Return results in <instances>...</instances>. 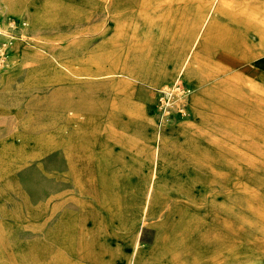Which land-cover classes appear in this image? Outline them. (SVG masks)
<instances>
[{"label":"rangeland","instance_id":"374dc122","mask_svg":"<svg viewBox=\"0 0 264 264\" xmlns=\"http://www.w3.org/2000/svg\"><path fill=\"white\" fill-rule=\"evenodd\" d=\"M19 1L0 0V264H264V68L251 65L255 58L264 63V0H24L22 8ZM219 5L230 18L212 15ZM182 9L203 20L194 19L193 32L183 28L179 37ZM227 18L230 24L219 21ZM142 21L176 25L173 45L181 49L174 67L157 71L171 82H139L131 96L152 106L155 125L187 122L198 163L160 166L161 133L159 146L144 150L153 166L115 140L135 136L136 150L148 143L142 135L104 131L98 119L77 121L53 105L59 91L91 86L98 95L99 82L61 70L53 80L54 64L34 50H18L17 62L9 64L22 35L71 50L67 56L76 66L152 59V50H89L113 38L126 45L131 26ZM117 25L124 33L117 35ZM193 56L197 67L204 61L210 81L198 68L189 75ZM29 68L43 80L29 82ZM231 69L248 71L251 82L241 76L237 85ZM179 79L192 92L186 108L175 104L172 118L165 119L159 91ZM198 95L202 107L190 115ZM105 149L121 157L98 159Z\"/></svg>","mask_w":264,"mask_h":264},{"label":"crops","instance_id":"0c3cea01","mask_svg":"<svg viewBox=\"0 0 264 264\" xmlns=\"http://www.w3.org/2000/svg\"><path fill=\"white\" fill-rule=\"evenodd\" d=\"M143 1L145 2V0ZM19 2L20 8H22L24 0H20ZM4 5L7 7L6 3H4ZM179 14L180 16L182 15L181 17L184 19L181 21L182 23L179 27V37H181V34L185 33L182 31L183 28H186L187 24L191 25L194 23V19H196V21L199 23H202L203 20L202 16L193 15L185 9H182ZM186 15H190L194 18L185 19ZM32 16L33 23L36 24L38 22V17H36V15ZM7 17L8 16L6 15L4 16L5 21L8 20ZM123 18L124 16L122 15H118L117 17V19ZM219 21L230 24V20L228 18L226 20ZM142 23L145 24H133V26H131L133 37L130 39H124V43L127 42V44L125 43L126 45H121L120 47V40L117 39L116 47V42L113 38L102 42V46L105 45L104 47L99 45L97 47H92L89 50H152V53L157 55V57L152 59L140 61L137 59L134 60L133 57L122 60L121 58H117L114 63L109 65H104L102 63L94 64L92 61H79V65L76 66L77 63L74 58L67 56L69 53H71V50H60L55 45L52 46L48 43L42 42L36 37L29 40L27 36L22 35L18 37L19 45L16 51L12 53L11 62L9 64L13 66L17 62L16 60H18L19 55L18 50H34L36 54L40 53V55H47L54 64L57 73L54 75L53 80L60 79V70H63V72H67L68 75H75L80 78L87 79L88 82H99L100 85L98 87V95L94 94V88L91 86H86L83 90L68 89L63 92L59 91L55 94L53 97V105L58 108L62 107L65 112H68V114L74 117V119L77 121H79L82 116L90 119H98L102 126L101 128H103L104 131H108L112 127H115L117 129L116 133L121 132L118 130L119 128H123L124 130L132 129L139 136L142 135V137H145L148 140V143H146L144 147L142 146L140 149L136 150L132 149L133 145L137 143V140L135 139H138L135 136H131L130 140H123L116 136L115 140L117 142L124 143L126 146H129L130 148L126 149V152H129L130 155L142 157L148 160L153 166V159L150 158L147 153L144 152V150L150 149L152 152L154 147L159 146V135L161 133L163 138L162 143L160 144V166L166 165L169 162L172 163L173 161L177 160L182 163L184 162L185 165L191 164L190 162L192 161L198 163V158L190 149L191 143L189 142V134L191 132L188 130L187 124H181L179 126H164L162 124L155 125L152 123V118L155 114L152 106L146 103V101L140 102V100H135L131 96L132 90H130V88L139 82L145 83L150 87H159L171 82L172 80L169 79V75H160L157 71L160 70V68L164 69V64L171 65V63H174L172 64L174 67L176 62L178 63L179 59L178 50L181 49L173 45L174 37L172 32L179 33L176 25L172 27L170 23L162 21L158 26L152 25V21H142ZM123 28L124 27L117 25V35L123 32ZM188 36L189 35L185 34L183 37L185 38V41L187 40ZM0 37L4 38V34ZM132 44H143L144 46L142 49H140V47L130 46ZM212 46L218 48L219 44L217 42H212ZM253 48L254 50H257L256 47ZM1 75L2 78L7 76L6 72H2ZM39 75L40 74L36 69L29 68L27 80L31 82L36 78L42 79ZM40 79L39 81L43 80ZM106 79L111 80L110 85L107 84ZM103 81L106 82V85L103 83ZM106 88H111V91L114 94L108 95L105 91ZM196 99L197 98L195 97L193 102H191L192 104L189 109L190 115H195L199 109L197 108L196 110L194 106V104H197ZM183 117V115L180 116L179 121L184 119ZM121 154L122 153H119L116 150L105 149L96 157L98 159L111 161L120 158ZM67 157L70 161H72L75 158V154H72V151L70 150V152L67 153ZM151 189L148 192V195H150Z\"/></svg>","mask_w":264,"mask_h":264},{"label":"built area","instance_id":"2783aa9c","mask_svg":"<svg viewBox=\"0 0 264 264\" xmlns=\"http://www.w3.org/2000/svg\"><path fill=\"white\" fill-rule=\"evenodd\" d=\"M7 42L3 44L6 46ZM2 49H4L2 47ZM192 88L182 80H178L171 85H168L159 91V109L162 116L165 119L172 118L171 109L176 104L179 106L180 111H183L186 108V99L191 94Z\"/></svg>","mask_w":264,"mask_h":264},{"label":"bare ground","instance_id":"6f19581e","mask_svg":"<svg viewBox=\"0 0 264 264\" xmlns=\"http://www.w3.org/2000/svg\"><path fill=\"white\" fill-rule=\"evenodd\" d=\"M7 1H9V2H11V4L12 3H14L13 2V0H7ZM15 4V3H14ZM13 5V4H12ZM253 12H255L256 10H252ZM215 12H219V13H221V14H226L227 16H228V18H230L229 16L231 15L230 13H229V11H227V10H225L224 8H222V7H220V5H219V7L218 8H216L214 11H213V14L212 15H215ZM246 13H249L248 11H245L244 12V14H246ZM182 16V15H181ZM215 19H216V16H211L210 17V20H209V23L211 22V23H214V21H215ZM192 26L191 25H187L186 26V28H185V30H186V32H188V31H190V32H193V28H191ZM197 31H195V33H196ZM59 52V51H58ZM56 53V52H55ZM54 54V53H53ZM223 57V56H222ZM224 59H226V61H228L229 63H233V59H231V58H225V57H223ZM249 58H240V61L241 60H244V61H251L250 59L248 60ZM54 60V59H53ZM179 60V59H178ZM55 63V62H54ZM195 63H197V58H195V56H193L192 57V60H190V67L188 68L190 71H189V75L190 74H193L194 72V70L195 69H200V71H201V76L202 77H204L206 80H211V79H207V78H209V76L211 77L212 75H208L209 73L207 72V71H205V69H204V61H203V63H202V67L200 66V67H197L196 65H195ZM252 66L254 65V66H256V67H262V68H264V63L263 62H261L260 60H256V58H255V60H253V63L251 64ZM247 69H249V68H247ZM246 69V70H247ZM63 71V70H62ZM232 72L233 71V69H231V70H229V72ZM204 72H206V74L204 73ZM231 72H230V76H231V78H232V81L234 82V83H236L237 85H239V81H238V79H240L239 77H241L242 79L243 78H247V80L248 81H250V79H249V77H248V75H247V73H248V71H245L246 73L245 74H239V73H237V74H231ZM67 73V72H66ZM165 74H167V73H162V74H160V75H165ZM206 75H208V76H206ZM260 78V77H259ZM251 82V81H250ZM252 86H254L255 84L254 83H252L251 84ZM204 91H206V90H204ZM58 93V92H57ZM201 95H206V94H204L203 93V91H202V93H201ZM201 95H198V96H196V100H197V104H194V106H195V109L197 110V108H199L198 109V111H200V107H202V105H201V102H202V99H203V97H200ZM55 96V95H54ZM57 96V95H56ZM59 97V96H58ZM61 98V97H60ZM58 100V99H57ZM64 101V100H63ZM62 101V102H63ZM68 101V100H67ZM70 102V101H69ZM68 102V103H69ZM68 106V105H67ZM181 124H187V122H181V123H178V126L179 125H181ZM190 142V141H189Z\"/></svg>","mask_w":264,"mask_h":264}]
</instances>
